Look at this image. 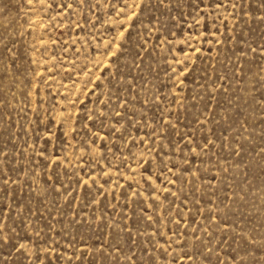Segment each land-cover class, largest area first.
I'll list each match as a JSON object with an SVG mask.
<instances>
[{"label":"rangeland","instance_id":"1","mask_svg":"<svg viewBox=\"0 0 264 264\" xmlns=\"http://www.w3.org/2000/svg\"><path fill=\"white\" fill-rule=\"evenodd\" d=\"M0 264H264V0H0Z\"/></svg>","mask_w":264,"mask_h":264}]
</instances>
